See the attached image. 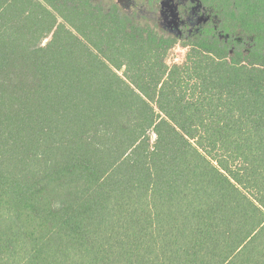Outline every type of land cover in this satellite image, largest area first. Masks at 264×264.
<instances>
[{
  "label": "trees",
  "instance_id": "trees-1",
  "mask_svg": "<svg viewBox=\"0 0 264 264\" xmlns=\"http://www.w3.org/2000/svg\"><path fill=\"white\" fill-rule=\"evenodd\" d=\"M134 2L0 0V264H264V0Z\"/></svg>",
  "mask_w": 264,
  "mask_h": 264
},
{
  "label": "rangeland",
  "instance_id": "rangeland-1",
  "mask_svg": "<svg viewBox=\"0 0 264 264\" xmlns=\"http://www.w3.org/2000/svg\"><path fill=\"white\" fill-rule=\"evenodd\" d=\"M187 0H164L162 3V8L160 13L156 16L160 23L162 29L167 32L171 33L173 35L177 36H182V31H180L181 26H187V25H194L195 21H198L199 18H196L195 15L193 14H188L189 16H192L190 18L189 16V22L184 21V22H179L180 16H182L183 13L178 12L179 5L185 4ZM119 5H123L126 8L132 9L131 11H135L133 7H130L131 5V0H117ZM138 14L143 18V19H149L153 17L151 14H149L145 9H138ZM187 15V14H186ZM152 19V18H151ZM187 49L183 48L182 46H177L172 53L170 54L169 57V62L171 64L174 63H182L185 60V57L187 55Z\"/></svg>",
  "mask_w": 264,
  "mask_h": 264
},
{
  "label": "flooded vegetation",
  "instance_id": "flooded-vegetation-1",
  "mask_svg": "<svg viewBox=\"0 0 264 264\" xmlns=\"http://www.w3.org/2000/svg\"><path fill=\"white\" fill-rule=\"evenodd\" d=\"M162 1H164V0H162ZM183 1V0H182ZM185 1V0H184ZM187 2V1H186ZM163 3V2H162ZM181 5H179V8H178V12L179 13H183L182 14V16L183 17H181L180 16V19H179V22H184V21H188L189 22V17L190 18H192V16H189L188 14H193V15H195L196 16V18H199V20L198 21H195V23H194V25L192 26V25H187V26H181V28H180V31H182V36H177V35H175V36H177V37H179V38H182L183 37V35L185 34L184 33V31H185V29H188V28H192V27H195V26H197L199 23H202V22H205V20H206V18H203V17H199L197 14H196V12H194V11H189V10H184L183 9V7H185V5H186V3L185 4H182V3H180ZM130 7H133V8H135V9H137L138 7H136L135 6V2H134V0H131V5H130ZM140 8V7H139ZM161 8H162V4H160V5H158V7H157V11L156 12H151L150 10H148L146 7H144V6H142L140 9H145L149 14H151L153 17H151V18H149V21H156L158 24H159V26L161 27V23H160V21H159V19L156 17L159 13H160V11H161ZM138 12V11H137ZM187 14V15H186ZM187 16H189V17H187ZM193 19V18H192ZM161 29H162V27H161ZM184 29V30H183ZM163 30V29H162ZM190 30V29H189ZM164 31V30H163ZM165 32V31H164ZM167 33V32H166ZM168 34H171V33H168ZM171 35H173V34H171Z\"/></svg>",
  "mask_w": 264,
  "mask_h": 264
}]
</instances>
